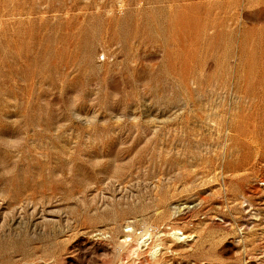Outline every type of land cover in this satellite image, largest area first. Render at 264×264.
I'll use <instances>...</instances> for the list:
<instances>
[{
  "label": "rangeland",
  "instance_id": "rangeland-1",
  "mask_svg": "<svg viewBox=\"0 0 264 264\" xmlns=\"http://www.w3.org/2000/svg\"><path fill=\"white\" fill-rule=\"evenodd\" d=\"M135 263L264 264V0H0V264Z\"/></svg>",
  "mask_w": 264,
  "mask_h": 264
},
{
  "label": "bare ground",
  "instance_id": "bare-ground-1",
  "mask_svg": "<svg viewBox=\"0 0 264 264\" xmlns=\"http://www.w3.org/2000/svg\"><path fill=\"white\" fill-rule=\"evenodd\" d=\"M182 207H184V206H182ZM187 207V206H186ZM143 224H144V222H142ZM142 224V225H143ZM152 226V225H151ZM149 227V226H148ZM176 229V228H175ZM160 230V229H159ZM164 231V230H163ZM166 231V230H165ZM171 232H172V229L170 230ZM141 232V231H140ZM135 233V232H134ZM161 233H164V232H161ZM160 232H159V234H161ZM128 235V234H127ZM137 235V234H136ZM158 235V234H157ZM166 235V234H165ZM173 236L175 237V239H176V241L178 240V241H181V243H182V241L184 242V241H186V240H189V239H191V237H188L187 235H184V233L183 232H176V231H174L173 232ZM172 237V236H171ZM174 237L172 238V239H174ZM126 238V237H125ZM157 238V237H156ZM193 238V237H192ZM150 239H151V233H150V231H149V228H147L146 230H145V232H143L142 231V234L141 235H139L138 237H137V239L136 240H134L135 241V244H136V246L135 247H133V249H132V253H133V255H135V254H137L142 248H144L145 247V245H148L149 244V241H150ZM158 239V238H157ZM156 239V240H157ZM168 239V238H167ZM174 239V240H175ZM125 241H126V239H124ZM133 240V239H132ZM169 240V239H168ZM152 241V240H151ZM165 241H167L166 239H165ZM177 241V243H179ZM158 242H160V241H158ZM172 242V241H171ZM175 242V241H174ZM188 242V241H187ZM134 243V242H133ZM132 243V244H133ZM180 243V244H181ZM186 243V242H185ZM163 244V243H162ZM173 244V243H172ZM175 244H176V242H175ZM130 245V244H129ZM128 246V245H127ZM167 246V245H166ZM129 247V246H128ZM172 247H173V245H172ZM121 248V247H120ZM129 248H131V247H129ZM161 248V247H160ZM159 247H154V250L153 251H151V258H152V256H154V255H157V252H158V250L160 249ZM130 255V254H129ZM132 255V254H131ZM137 257V256H136ZM135 264H137V263H135ZM147 264H149V263H147Z\"/></svg>",
  "mask_w": 264,
  "mask_h": 264
}]
</instances>
